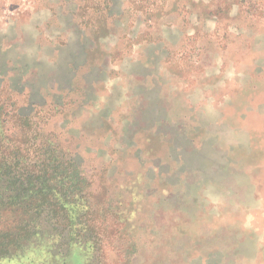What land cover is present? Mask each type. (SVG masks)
Instances as JSON below:
<instances>
[{"label": "rangeland", "instance_id": "obj_1", "mask_svg": "<svg viewBox=\"0 0 264 264\" xmlns=\"http://www.w3.org/2000/svg\"><path fill=\"white\" fill-rule=\"evenodd\" d=\"M79 74L53 124L79 132L102 245L40 218L0 264H264V0H0L2 98L29 114Z\"/></svg>", "mask_w": 264, "mask_h": 264}, {"label": "trees", "instance_id": "obj_2", "mask_svg": "<svg viewBox=\"0 0 264 264\" xmlns=\"http://www.w3.org/2000/svg\"><path fill=\"white\" fill-rule=\"evenodd\" d=\"M73 87L62 95V103L47 100L43 106H33L29 114L23 113L10 96H0V213L21 215L17 225L7 224L0 230V257L19 248L23 238L27 240L34 235L40 218L52 227L58 238L66 241L81 238L94 249L102 245L99 244L102 234L89 204L94 182L79 153L80 139L76 137L79 132L70 131V127L60 131L53 124L71 107L82 103L85 85L80 74ZM81 126L79 138L112 128L107 121L97 126ZM119 130L117 127L116 133ZM136 130L134 134L147 131L142 126ZM125 133L117 134L126 136L129 150L141 152L134 135Z\"/></svg>", "mask_w": 264, "mask_h": 264}]
</instances>
